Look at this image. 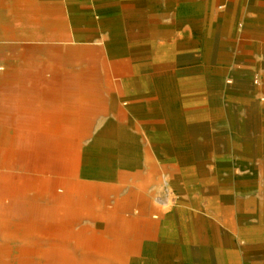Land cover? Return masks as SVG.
<instances>
[{
	"label": "bare ground",
	"instance_id": "bare-ground-1",
	"mask_svg": "<svg viewBox=\"0 0 264 264\" xmlns=\"http://www.w3.org/2000/svg\"><path fill=\"white\" fill-rule=\"evenodd\" d=\"M104 67L107 71L108 67ZM45 72V65H21L5 75L15 80L19 89L30 81L37 98L45 99L48 91ZM248 81L241 83L246 91ZM68 83L70 88L56 87L62 90L61 95L52 98L77 102L57 103L56 106L66 109L45 112L44 118L32 121L47 124L70 120L82 122L81 125L9 129L13 131L17 150L13 159L0 160V168L17 173L0 172V264H174L175 260L177 264H186L193 256L203 259L209 253L224 264H246L240 253L245 246L252 249L261 245L264 238L244 227L245 214L229 209L224 214L227 231L223 234L212 219L201 214L192 215L188 223L176 225L172 183L165 207L153 208L155 220L143 207L134 217L118 218V211L127 204L136 205L130 197L117 200L112 208L98 210L96 229L74 231L78 220L90 217L91 213L84 212L96 210L91 201L95 194L103 195L104 203H109L108 195L119 189L114 185L117 180L125 182L133 178L144 166L168 167L179 172L181 166L192 165L200 151L194 141V130L186 125L184 114L174 110L176 102L167 98L165 127L145 129L142 137L140 132L108 122L84 148L83 142L92 131V119L98 114L120 112L119 100L112 83H94L88 78ZM53 113L57 117L53 118ZM227 115L230 122H235L234 114ZM5 129L0 127V131ZM203 168L200 165L180 170L178 181L183 193L194 195L216 179L211 170L202 174ZM236 188L240 196L252 193V187ZM88 201L93 205H87ZM262 203L249 198L243 209L264 219ZM146 236L156 237L157 243L146 242ZM223 246L230 251H223Z\"/></svg>",
	"mask_w": 264,
	"mask_h": 264
},
{
	"label": "crops",
	"instance_id": "crops-1",
	"mask_svg": "<svg viewBox=\"0 0 264 264\" xmlns=\"http://www.w3.org/2000/svg\"><path fill=\"white\" fill-rule=\"evenodd\" d=\"M35 64L102 68L99 76L94 69L68 79L44 75L45 99L54 82L112 83L128 107L109 112L99 129L108 122L132 132L139 124L165 127L164 102L172 99L195 135L236 116L229 146L237 154L219 161L264 163V138L254 137L264 130V0H0V67Z\"/></svg>",
	"mask_w": 264,
	"mask_h": 264
},
{
	"label": "rangeland",
	"instance_id": "rangeland-1",
	"mask_svg": "<svg viewBox=\"0 0 264 264\" xmlns=\"http://www.w3.org/2000/svg\"><path fill=\"white\" fill-rule=\"evenodd\" d=\"M36 59L39 62H44V58L42 56H38ZM37 61V62H38ZM59 60H53L52 63H58ZM50 63V61H49ZM8 68L9 70L13 69ZM7 68L0 67V74L2 78V70H5V73L8 72ZM94 69L96 75L99 76L102 72V68H63L60 66H56L54 64L46 66L45 76L50 79H68L69 77H77L76 74L80 70L88 71ZM57 71V73H56ZM141 71V68L139 69ZM75 74L73 75V73ZM72 74V75H69ZM7 76V75H6ZM7 78H9L7 76ZM0 82V127L6 128L5 130L0 131V160L5 161V159H13V154L17 150V144L15 139L13 138V131L9 130L13 127H31V126H40V125H51V126H66V127H74L81 125V122L75 121L72 122L70 120H65L66 122H48L47 124L36 123L32 120L39 119L41 117H45V112H57L62 109H66L65 107H59L55 104L61 102H77V100H68V99H41L37 98L38 94L33 92V87L31 83L23 84L24 89H19L18 85L12 83L10 81ZM51 85V84H50ZM68 82H54L52 83L53 94L61 95L62 90H57L56 87L64 88L69 87ZM70 88V87H69ZM58 91V92H57ZM65 93V91H63ZM70 92H67L68 94ZM27 97H30L27 98ZM120 107L126 108L128 107V101L126 99L120 100ZM47 104V105H44ZM51 104V105H49ZM72 109V108H70ZM224 117H219L217 122L212 124L211 130H201L198 131L195 135V143L200 146V143L208 142L211 146L200 147L199 150L206 151L204 155H198L197 158H202L206 160L205 162H194L188 165L181 166L180 170L183 168L189 167H200V165H204V168L201 169V173L203 174L204 170H211V172L216 175V179L209 183V187L205 189H201L196 194H191L190 192L183 193L182 184L179 183V172H175L168 167L155 166L154 168L145 166L141 168L140 171L135 172V176L133 178H129L125 182L121 180H117L114 185L119 187L117 189L116 194L108 195L109 203H104L103 195L95 194V197L91 200V202H87V205L91 204L96 206L92 209V211H86L84 213L90 214V217H84L78 220L74 227V231H77L82 228L88 229H96L95 223L98 221L97 216L99 214L98 210L103 208H112L115 205V202L118 200H126L130 197L136 201V205L127 204V207H123L121 212L118 211V218L124 217L129 219L130 217H134L141 207L145 209L148 213H150V218H153L155 215V211L153 208L155 207H165L167 204V198L169 197V187L172 183L175 188L174 195L172 197L173 202L175 203L176 213L173 221L176 225L180 223H188L192 219V215L201 214L205 218L212 219L213 222L218 226L221 233L227 231L226 227V218L224 214L229 209H234V212L242 211L245 214V228H250L255 233H259L261 239L264 238V219H261L257 213L248 212L243 209L245 207V200L252 198L255 201L263 202L261 205L264 207V163L258 162H246L239 163L235 161H219L224 160L226 158H230L228 156L236 155V147H232V143L236 142L237 139V131L233 130L236 127V122L228 121V115H223ZM50 117V115L48 116ZM57 117L56 114L53 113V118ZM236 116H234L235 118ZM69 118V116H65V119ZM108 118V113L98 114L92 119L91 127L92 131L90 132V136L83 142V147H87V145L93 139V136L100 130L99 127L101 122ZM28 120V121H27ZM137 131L140 132L141 136H144V124H139ZM246 139H253V132L246 131L245 132ZM264 138V130L261 132H257L254 136L255 138ZM145 140V138H144ZM229 144H232L229 146ZM147 144L145 142L144 147ZM252 150V148H250ZM10 154L8 155L7 153ZM205 153V152H204ZM195 159V157H194ZM0 172L5 173H17L16 171L10 169H1ZM236 187L246 188L252 187L251 195L240 196L236 193ZM236 188V189H235ZM251 190V189H250ZM58 194H61V190L57 191ZM129 201V200H128ZM140 201H144L145 205H141ZM89 203V204H88ZM126 206V205H125ZM252 206V205H250ZM242 207V208H240ZM252 208V207H250ZM248 210H251V209ZM244 210V211H243ZM257 211V210H253ZM259 212V211H257ZM264 212V211H263ZM123 216H120V215ZM262 220V221H261ZM244 219L241 220L243 222ZM241 224V223H240ZM220 233V236L222 234ZM149 239V237H146ZM264 241V240H263ZM157 243L156 237L150 238L149 241ZM240 242V241H239ZM231 247V246H229ZM223 251H230L226 246H223ZM158 254L159 252H155ZM241 258L245 260L246 264H264V243L261 245H256L255 248H246L241 253ZM174 264H177V260L172 261ZM186 264H224L219 262L216 259V256L213 254H207L203 259L199 257L193 256V258L188 261Z\"/></svg>",
	"mask_w": 264,
	"mask_h": 264
}]
</instances>
